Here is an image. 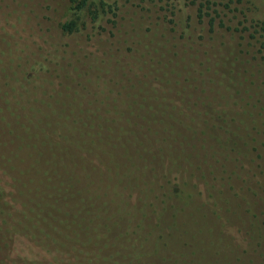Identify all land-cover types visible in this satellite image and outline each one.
I'll return each mask as SVG.
<instances>
[{"label":"rangeland","instance_id":"1","mask_svg":"<svg viewBox=\"0 0 264 264\" xmlns=\"http://www.w3.org/2000/svg\"><path fill=\"white\" fill-rule=\"evenodd\" d=\"M75 1L0 0V91L17 69L12 94L22 117L26 70L33 59L51 56L45 44L62 46L46 18L65 20ZM127 10L136 8L127 5L122 14ZM219 10L221 24L212 37L222 58L196 38L183 42L153 8L143 23L159 42L146 59L131 18L128 30L119 24L87 38L84 31L80 48L62 51L85 104L94 98L102 104L94 109L97 117L116 122L101 132L78 127L68 112L62 113L69 116L67 126L57 125L56 114L48 138L34 144L44 165L57 164L63 175H53L50 197L82 211L85 235L96 245H163L168 264H264V253L254 246L264 248V68L256 66L262 55L248 11L234 5ZM17 38L28 47L11 67ZM47 69H39L33 82L54 87V66ZM9 89L7 98L15 99ZM116 101L121 108L115 117ZM55 106L71 108L65 99ZM7 131L0 147L4 163L12 147ZM72 158L77 165L69 178L62 164ZM167 178L181 185L180 194L161 193ZM61 181L65 191L58 197L54 190ZM0 264H20L6 258L1 243Z\"/></svg>","mask_w":264,"mask_h":264},{"label":"trees","instance_id":"2","mask_svg":"<svg viewBox=\"0 0 264 264\" xmlns=\"http://www.w3.org/2000/svg\"><path fill=\"white\" fill-rule=\"evenodd\" d=\"M127 5H132L136 11L132 14L127 10L122 14V8L126 9ZM232 5L245 8L248 16L252 18V36L260 45L259 52L262 55L261 59L256 60V66L262 69L264 0H79L75 1L73 13L65 20L54 23L50 18H46L61 37L62 46L54 50L51 45L44 43L52 52L51 56L46 58L49 61L38 62L33 59L35 63L26 70L24 79L28 85L24 93L27 100L26 106L23 107L24 117L18 109L21 106L19 100L12 94L16 92L13 82L19 81L17 69L12 68V76L8 77L13 80L9 79L7 87L0 91V147L4 143L7 129V137H11L10 144L12 143L6 163L0 157V243L7 259L20 264H168V259L161 256L166 248L163 245H117L112 242L111 245H96L92 237L86 236L81 224V219H84L82 211L77 210L65 199L50 197L49 182L53 180V175H63L57 174L60 171L57 164L52 165L54 168L48 166L49 161L44 165L43 153L34 142L35 138H48L46 129L51 126L53 115L58 114L54 117L57 125L67 126L65 119L69 116L63 117L64 112L74 115L73 123L78 127H92L101 132L109 131L116 122L114 118L107 125L105 120L97 117L94 109L102 104L96 105L94 98L85 104L79 88L73 87L70 65L61 56L64 48H80L84 31L87 32V38L105 28L116 29L119 24L128 30L125 22L127 18H131V30L133 31L135 26L141 31L138 48L146 59L152 50L157 51L159 42V37H155L157 34L147 32L143 23L146 21L144 13L153 8L163 14V19L171 25L170 29L176 31L179 38L184 39L183 42L196 38L222 58L220 50L213 43L212 33L221 24L219 7L230 9ZM31 36L25 38L26 42L31 41ZM17 39L16 46L9 53L8 65L11 67L24 59L20 52H26L28 47L24 45L23 38ZM51 64L55 69L56 86L45 85L44 81L42 85L34 83L33 78L38 77L39 69L49 70L47 68ZM8 89L10 96L16 100L7 98ZM107 90L109 94L113 93V90ZM59 99H65L71 108L58 109L55 103ZM117 103L112 108L115 117L121 108L120 103ZM39 104L42 109L38 108ZM230 138L228 145L232 148ZM21 141H25L23 147L20 145ZM234 147L239 148V142L233 145ZM12 161L15 165H11ZM76 165L73 158L70 162L62 164L64 173L69 178ZM63 185L61 181L55 187L54 194L58 197L65 191L62 189ZM159 190L173 197L180 194L181 185L173 178H167L161 183ZM250 210L251 208L248 211ZM12 245L16 246L12 248ZM254 246L264 253V248L260 245Z\"/></svg>","mask_w":264,"mask_h":264}]
</instances>
